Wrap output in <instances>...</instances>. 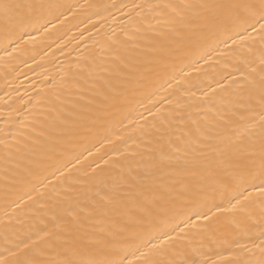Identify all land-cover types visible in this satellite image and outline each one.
Instances as JSON below:
<instances>
[{"label":"bare ground","instance_id":"1","mask_svg":"<svg viewBox=\"0 0 264 264\" xmlns=\"http://www.w3.org/2000/svg\"><path fill=\"white\" fill-rule=\"evenodd\" d=\"M22 2L63 7L45 9L39 22L27 28L35 39L20 42L12 57L0 60V253L6 255V248L22 243L40 244L37 236L52 227L50 206L70 187L84 200L115 185L121 211L104 213L105 227L131 225L139 218L133 213L145 198L151 203L154 190L179 191L182 185L198 183L199 170L189 163L192 155L177 152V146L199 153L207 151L201 143L205 137L213 139L204 143L222 147L221 140L235 139L237 129L243 131L246 113L236 104L243 86L233 82L240 67L235 53L223 43L189 40V33H181L183 40L169 35V12L133 8L181 0ZM47 21L55 24L52 33L40 29ZM121 29L134 34L126 47ZM5 46L7 40L0 35V49ZM254 47L252 58L259 56L260 45ZM117 48L122 61L114 70ZM74 77L77 86L71 84ZM57 95L63 103L53 111L51 101ZM111 104L116 105L111 114L94 123L100 109ZM148 109L158 117H176L163 140L156 132L160 121H154ZM161 148L176 158L161 161ZM99 178L105 183L99 184ZM245 189L251 191L247 184L237 191ZM254 198L247 220L226 218L215 236L204 240V252L213 260L225 239L234 249L247 245L251 251L245 257L260 258L253 245L262 239L264 207L255 193ZM183 219L186 216H178L169 227ZM220 254L223 260L217 264L233 259L227 252ZM42 258L57 259V250L46 249Z\"/></svg>","mask_w":264,"mask_h":264},{"label":"snow or ice","instance_id":"2","mask_svg":"<svg viewBox=\"0 0 264 264\" xmlns=\"http://www.w3.org/2000/svg\"><path fill=\"white\" fill-rule=\"evenodd\" d=\"M60 7L63 6L51 2L0 0V35L7 40V46L0 49L3 53L0 60L12 57L19 50L20 42L35 39L27 28L33 22H39L45 9ZM133 8L169 12L171 18L165 22L169 35L183 40L181 33H189V40L194 38L197 43L209 45L223 43L235 53L240 67L237 68L239 76L233 82L243 86L242 95L236 101L246 113L243 131L237 129L235 139L226 137L221 140L222 147L204 143L213 139L205 137L201 143L207 151L199 153L177 146V152L183 150L185 156L192 155L189 163L199 170L198 183L182 185L179 191L170 187L154 190L150 194L151 203L145 198L138 212L133 213L139 218L119 230L106 228L103 217L106 212L121 211L115 185L84 200L70 187L64 198L54 201L49 208L52 227L43 229L37 236L45 247L32 242L17 245L15 249L6 248V255L0 253V264H217L218 260H223L221 252L233 257L228 264H264V231L260 233L259 245H253L260 250V258L256 261L245 257L244 253L251 251L247 245H238L234 249L226 239L214 253L216 260L204 252V240L214 237L226 218L248 219L256 203L254 193L264 207V0H181L178 3L135 4ZM56 19L60 21L59 17ZM40 29L43 33H52L55 24L47 21L40 24ZM121 31L126 37L123 42L126 47L134 34L130 35L124 29ZM139 31L137 28L136 32ZM17 32L20 33L18 37ZM13 44L16 46L12 47ZM257 44L260 45L259 56L252 58ZM112 60L114 70L118 69L122 61L119 48ZM71 84L77 86L78 79L74 77ZM107 101L105 97V104ZM58 102L63 103L59 95L51 101V110H57ZM115 106L101 108L94 123L105 120ZM148 113L154 121L159 119L160 127L156 132L160 134L158 139L163 140L170 133L176 117L167 114L158 117L151 109ZM160 152L161 161L176 158L171 152L165 153L163 148ZM98 183L104 184L105 180L99 178ZM244 184L251 191L238 192ZM139 195L145 196V193ZM161 203L166 207L159 210L151 207V204ZM178 216H186V219L169 227ZM48 248L57 250V259L42 258Z\"/></svg>","mask_w":264,"mask_h":264}]
</instances>
